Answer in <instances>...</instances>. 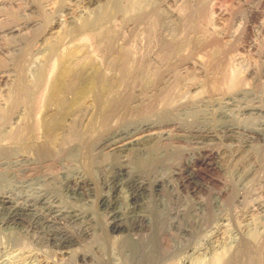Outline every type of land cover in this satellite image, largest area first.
<instances>
[{
  "label": "rangeland",
  "instance_id": "374dc122",
  "mask_svg": "<svg viewBox=\"0 0 264 264\" xmlns=\"http://www.w3.org/2000/svg\"><path fill=\"white\" fill-rule=\"evenodd\" d=\"M118 1L121 8L109 10L90 38L71 28L94 22L100 2L0 0V30L19 26L0 35V175L9 178L12 198L30 207L0 205V263L131 264L124 240L143 237L153 264H211L231 251L240 263L264 264V141L251 134L264 122V0ZM78 46L91 51L93 71L59 78L62 58ZM126 48L134 73L105 89L101 74L117 75L111 63ZM109 90L124 94L125 106L104 119ZM142 123L159 137L121 151L99 146L138 137ZM203 125L213 137L198 133ZM75 144L74 157L60 155ZM156 144L173 152L156 169L139 168L134 159ZM213 151L224 155L219 165L214 158V166L192 165ZM250 151L259 161L245 180L238 167ZM122 161L130 175L117 169ZM158 177L161 190L152 185ZM81 179L85 186L74 190ZM114 213L124 230L108 228ZM79 253L94 259L72 261Z\"/></svg>",
  "mask_w": 264,
  "mask_h": 264
},
{
  "label": "bare ground",
  "instance_id": "6f19581e",
  "mask_svg": "<svg viewBox=\"0 0 264 264\" xmlns=\"http://www.w3.org/2000/svg\"><path fill=\"white\" fill-rule=\"evenodd\" d=\"M86 1V0H85ZM88 1V3H90V4H93V3H101L102 4V8L99 10V12H98V14H97V16L95 17V20H94V22H92V23H90L89 22V24L88 23H86L85 22V24H81V25H74V26H72V30H71V32H73V34L74 33H81V34H83L84 36H87V37H90V38H94L95 37V33H94V31L95 30H97V29H99V28H101V25H104V24H102V22L105 20V18L107 17V14L109 13L110 14V12H109V10L111 11H117V10H119L120 8H121V3L118 1V0H87ZM70 2V1H69ZM77 3H78V1H77ZM87 3V2H86ZM124 3V2H123ZM95 5V4H94ZM77 8V7H76ZM66 11H67V16H68V18L70 19V21H72L73 20V18H74V9H72V7L71 6H67L66 7ZM84 11V10H83ZM82 13V12H81ZM249 14H253L254 13V10H250L249 12H248ZM229 15V14H228ZM107 19V18H106ZM8 20V19H7ZM19 20V19H18ZM31 20V19H30ZM25 21V20H24ZM27 21V20H26ZM56 21V20H55ZM238 21V20H237ZM30 22V21H29ZM9 23V22H8ZM11 23V22H10ZM28 23V22H27ZM35 23V22H34ZM70 23V22H69ZM17 24V23H16ZM71 24V23H70ZM20 25V24H19ZM5 28H2L3 30H0V35H1V33L3 32H5V33H7V34H13V33H17L18 32V30H19V26L17 27L15 24L14 25H7V26H4ZM59 28V27H58ZM52 29V28H51ZM50 29V30H51ZM21 30V29H20ZM22 32V31H21ZM20 32V33H21ZM49 32V31H48ZM51 32V31H50ZM150 33V32H149ZM82 35V36H83ZM15 36V35H14ZM151 36H153V35H151ZM146 37V36H145ZM21 38V37H20ZM14 39V38H13ZM22 39V38H21ZM25 39V38H24ZM44 39V38H43ZM148 39V38H147ZM149 40V39H148ZM153 40V39H152ZM63 41V40H62ZM225 41V40H224ZM75 45V44H74ZM23 46V45H22ZM65 46V45H64ZM89 46V45H88ZM18 49V48H17ZM39 49V48H38ZM111 49V48H110ZM172 49V48H171ZM86 50H87V48H86ZM144 50V49H143ZM27 51V50H26ZM36 52V51H35ZM40 52V51H39ZM88 52H90V54H91V51H89L88 50ZM88 52H86L85 51V49H84V51H83V48H81V47H75V48H73V49H71V50H69L68 52H67V55H65L64 57L65 58H62L63 59V64H62V69H61V73H59L60 74V76H59V78H63V80L65 79V78H69V76H72L74 73H77V72H79V71H81L82 69H86V70H88L89 68L88 67H91L92 68V71H93V67H92V65L95 67V65L93 64L94 62H92V60L93 59H90V54L88 53ZM111 53H112V51H111ZM114 54V53H113ZM144 54V53H143ZM137 55V54H136ZM134 56H132V52L128 49V48H126V49H124L123 51H121V53L119 54V56L115 59V60H113V62L111 63V65H113L114 64V66H115V68H116V71H117V75L115 76V77H107V76H104L103 74H101L102 76L101 77H103L102 78V82H99L105 89L106 88H112V89H114V86L116 85V83L121 79V78H123V77H128L129 75H132L134 72L131 70V64H132V62H131V60L133 59L134 60ZM27 59V58H26ZM141 60V59H140ZM61 62V63H62ZM135 64L136 65H138L139 64V59H136L135 61ZM65 64V65H64ZM25 65V64H24ZM146 65V64H145ZM88 69H87V68ZM136 68H137V66H135ZM49 68V67H48ZM98 68V67H97ZM264 68V67H263ZM132 69H134L133 68V66H132ZM91 70V69H90ZM99 70L101 71V69L99 68ZM89 71V70H88ZM99 71V72H100ZM94 72H95V70H94ZM93 72V73H94ZM98 72V73H99ZM92 72H90V74H91ZM238 73V72H237ZM48 74V73H47ZM46 74V75H47ZM80 74V73H79ZM85 74V73H84ZM87 74V73H86ZM232 74V73H231ZM83 75V74H82ZM96 75H98V74H96ZM223 75V74H222ZM42 76V75H41ZM58 76V75H57ZM56 76V77H57ZM75 76H77V74H75ZM81 76V75H80ZM93 76V75H92ZM94 76H95V74H94ZM100 76V75H99ZM98 76V77H99ZM232 76H234V75H232ZM231 76V77H232ZM44 77H46V76H44ZM79 77V76H78ZM231 77H229V79L231 78ZM235 77V76H234ZM238 77V76H237ZM95 79H97L96 77H94ZM100 78V77H99ZM132 78V77H131ZM72 79V78H71ZM77 79V78H76ZM130 79V78H129ZM15 80V79H14ZM22 80V79H21ZM62 80V79H61ZM59 81V82H63V80L62 81ZM68 80V79H67ZM128 80V79H127ZM235 80H236V78H235ZM234 80V78L232 79H230L228 82H229V84H230V86H232V88H233V86H234V84L236 83H238V82H236ZM69 81V80H68ZM101 81V80H100ZM226 81H227V79H226ZM225 81V82H226ZM19 82V81H18ZM45 82V81H44ZM92 82V81H91ZM96 82V81H95ZM121 82V81H120ZM54 83H56V82H54ZM93 83V82H92ZM97 83V82H96ZM59 84V83H58ZM61 84V83H60ZM66 84V83H65ZM35 85V84H34ZM37 86V85H36ZM65 86V85H64ZM69 86V85H68ZM73 86V85H72ZM96 86V85H95ZM28 87V86H27ZM56 87H57V84H56ZM56 87H54V90H57V89H55ZM60 87V86H59ZM62 87V86H61ZM103 87H102V89H103ZM227 87V86H226ZM234 87H236V86H234ZM13 88V87H12ZM26 87H24V89H25ZM66 88V87H65ZM74 88V87H73ZM231 88V89H232ZM44 89V88H43ZM19 90V89H18ZM26 90V89H25ZM53 90V92H55ZM61 89H59V92H61L60 91ZM99 90V89H98ZM108 90V89H107ZM21 91V90H20ZM28 91V90H27ZM31 91V90H30ZM33 91V90H32ZM113 90H111V92H110V90H109V92H110V94H112L111 96H109L110 97V99L109 100H107L106 102H107V104L105 105V110H104V119L106 118V117H108L109 116V118H110V116L114 113V112H116V111H118V109H119V107H121L122 105H124L125 106V104H124V94L122 95L121 93L119 94V93H113L112 92ZM230 91V90H229ZM24 92H26V91H24ZM24 92H21V93H24ZM40 92V90L37 92L36 91V93H39ZM58 92V91H57ZM59 92H58V94H59ZM98 92V91H97ZM27 93H29V91L27 92ZM31 93V92H30ZM34 93V92H33ZM32 93V94H33ZM56 93V92H55ZM67 93V92H66ZM103 93H104V91H103ZM102 93V94H103ZM41 94V93H40ZM97 94V93H96ZM22 95V94H21ZM30 95V94H29ZM28 94H25V96H26V98H27V96H29ZM39 95V94H38ZM53 95H54V93H53ZM99 95V94H98ZM97 95V96H98ZM109 95V94H108ZM9 96V95H8ZM7 96V97H8ZM23 96V95H22ZM34 96V95H33ZM126 96V95H125ZM30 97H31V95H30ZM55 97V96H54ZM57 97V96H56ZM55 97V98H56ZM102 97H103V95H102ZM53 98V97H52ZM12 99V98H11ZM32 99H34V98H31V100ZM39 99V98H38ZM50 100V99H49ZM57 100V99H56ZM8 101V100H7ZM11 101V100H10ZM30 101V100H29ZM13 102H14V100H13ZM40 102V101H39ZM102 102V101H101ZM4 104H6V102L4 103ZM12 104V103H11ZM19 104V103H18ZM54 105V104H53ZM103 105V104H102ZM101 106V105H100ZM23 107V106H22ZM104 107V106H103ZM3 108V107H2ZM123 109V108H122ZM0 110H1V108H0ZM254 110H257L258 112L259 111H261V109H258V108H254ZM2 111V110H1ZM1 111H0V114L2 115H4L5 116V113H1ZM34 111V110H33ZM256 111V112H257ZM101 113V112H100ZM118 113V112H117ZM12 115V114H11ZM15 115H16V113H15ZM66 116V115H65ZM114 116V115H113ZM168 116V115H167ZM8 117V116H7ZM18 117V116H17ZM99 117V116H98ZM173 117V116H172ZM222 118H225V116L223 117V116H221ZM4 117H2L1 119H3ZM14 118V117H13ZM109 118H107V119H109ZM221 118V119H222ZM5 119V118H4ZM6 119H8V118H6ZM5 119V120H6ZM97 119V118H96ZM102 119V118H101ZM172 119V118H171ZM176 119V118H175ZM201 119L202 120H204V117H201ZM9 121V120H8ZM103 121V120H102ZM178 121V120H177ZM1 122V121H0ZM5 122V121H4ZM142 122V121H141ZM2 123H3V120H2ZM8 123V122H7ZM162 123V122H161ZM204 123L206 124V122L204 121ZM0 125H2V124H0ZM24 125V124H23ZM152 125V124H151ZM151 125H149V123H145V124H143L142 123V125L141 126H139V132L140 133H145V134H140L139 132V136L138 137H136L135 136V138H133L132 139V137H131V139H130V141H124V142H122L123 140H120L119 139V144L118 143H115V142H112V143H109L108 142V140L107 139H104V138H102V139H104L103 141H100V143H98L99 144V146H100V144H107L106 146H111L112 147V145L113 146H115L117 149H119L120 151L121 150H125V149H127L129 146H132V145H134V144H137L138 142H141L142 140H145L146 138H157V137H159V133L157 134V133H154V132H152V126ZM226 126V125H225ZM232 126V124L230 125V127ZM235 127H236V124L234 125ZM233 126V127H234ZM91 127V126H90ZM260 129H255V130H251V134L253 133L254 135H256V136H258L261 140H263L264 141V122L262 123L261 122V124H260ZM1 128H3L2 126H0V130H1ZM200 128V127H199ZM237 128V127H236ZM26 129V128H25ZM28 129V128H27ZM169 129V128H168ZM234 129V128H233ZM14 130V129H13ZM90 130V129H89ZM198 130V129H197ZM11 131V130H10ZM15 131V130H14ZM13 131V132H14ZM215 131V130H214ZM214 131H212V128H208V125H207V127L205 126V125H203L202 127H201V129L198 131V133L199 134H202L203 135V137H205V138H207V137H213L214 135H213V132ZM223 131V130H222ZM90 132V131H89ZM105 132V131H104ZM137 133V134H138ZM164 133V132H163ZM4 134V133H3ZM33 134V133H32ZM31 134V135H32ZM38 134V133H37ZM87 134V133H86ZM121 135V134H120ZM11 136V135H10ZM9 136V138H12V137H10ZM12 136H15V135H12ZM124 136V135H123ZM164 136V135H163ZM18 137V136H17ZM21 137H22V135H21ZM20 137V138H21ZM88 137V136H87ZM91 137V136H90ZM95 137V136H94ZM121 137V136H120ZM125 137V136H124ZM123 137V138H124ZM134 137V136H133ZM196 137H198V136H196ZM8 138V139H9ZM47 138V137H46ZM127 138V137H126ZM145 138V139H144ZM5 139V138H4ZM7 139V138H6ZM101 139V138H100ZM99 139V140H100ZM122 139V138H121ZM209 139V138H208ZM11 140V139H10ZM93 140V139H92ZM8 141V140H7ZM15 142H16V140H15ZM91 142V141H90ZM7 143V142H6ZM23 143V142H22ZM97 143V142H96ZM69 144H70V142H69ZM109 144V145H108ZM117 144V145H116ZM139 144V143H138ZM141 144V143H140ZM29 145V144H28ZM78 145V144H77ZM77 145L75 144V146H73V147H71V148H68L66 151H65V149H63V153H60V152H57V153H60V155H62V157L63 158H72V157H74L75 156V154H76V152L78 151V147H77ZM80 145V144H79ZM95 145V144H94ZM142 145V144H141ZM5 146V145H4ZM84 146V145H83ZM105 146V147H106ZM46 147V146H45ZM3 148V147H2ZM146 148V147H145ZM149 148V147H148ZM164 147H162V149H159L158 147H157V144H156V146H152L151 148H150V150H148V151H145V150H142V152H140V154H139V156L138 157H136L134 160L135 161H137V164L139 165V168H141V169H147V170H152V169H156V164L158 163V162H161L162 161V159L163 158H166V157H169L170 156V154L173 152V150L172 149H166V148H164ZM109 149V148H108ZM112 149V148H111ZM116 149V150H117ZM129 149V148H128ZM147 149V148H146ZM4 151V150H3ZM2 150L0 151V155L1 154H3L4 152H3ZM45 148L44 147H41L40 149H39V151L38 152H40V153H45ZM51 151V150H50ZM61 151V150H60ZM118 151V150H117ZM30 152V151H29ZM49 151L47 150V153H48ZM122 152H124V151H122ZM46 153V154H47ZM248 153H250L251 154V151L250 152H248ZM247 153V154H248ZM252 153H254V154H251V155H249V157L247 156V159L246 160H244L243 162L244 163H242V164H240V166L237 168L236 167V169H238V171H240V174L241 173H243L244 175H243V177H244V179L245 180H249V179H251V178H253L254 177V174H255V167L254 166H256V165H258L257 163H258V161H259V155L258 154H255V152H252ZM39 154V153H38ZM51 154V153H50ZM49 154V155H50ZM58 156H59V154H57ZM169 155V156H168ZM41 156V155H40ZM43 156V155H42ZM57 156V157H58ZM224 155H222L220 152H218V151H213V152H211V153H207V155L205 156H203V157H194L193 159H192V161H191V163H192V165L193 166H197V167H204V166H214V164L213 163H210V162H208V161H210L209 159L210 158H214V160H215V164L216 165H219L220 164V160H221V158L223 157ZM52 157V156H51ZM62 157H60L59 156V158H62ZM79 157V156H78ZM32 158V157H31ZM53 158V157H52ZM224 158V157H223ZM213 160V161H214ZM117 161V160H116ZM2 163V162H1ZM125 163H128V162H125ZM227 163H229V162H227ZM128 165V164H127ZM127 165H125L124 163H123V161H122V163L120 162L119 164H118V166H117V169L119 170V171H124L126 174H128V175H130L131 174V171L129 172V170L128 169H130V168H128L127 169ZM129 167V166H128ZM118 171V172H119ZM114 173V172H113ZM4 175V174H3ZM5 176V175H4ZM4 176H2V175H0V205L2 206V207H6V208H11V209H14L15 211H17V210H30L29 208V204L28 203H26V204H28V205H23V206H20L18 203H17V199L16 200H14V198H12V196L11 195H14V197H15V194H14V192L13 191H15L13 188H11L10 186H6L5 184L8 182V179L9 178H7L6 179V177H4ZM44 177V176H43ZM14 177H12V179H13ZM159 178V177H158ZM15 179V178H14ZM22 181V180H21ZM8 183H10V182H8ZM85 184H86V182L85 181H82V179H81V181H79V183H75V188H74V190H81L84 186H85ZM144 184L145 183H142V182H139V184H138V188H139V190H143L144 189ZM152 185H153V187H156V189L157 190H161V189H163V186H164V183H163V180L162 179H155L154 181H153V183H152ZM47 189V188H46ZM71 189V188H70ZM50 191V190H49ZM40 193H41V191H40ZM16 195H18V193H16ZM39 195V194H38ZM41 195H44V194H41ZM27 196V195H26ZM40 196V195H39ZM38 196V197H39ZM45 196V195H44ZM44 196H42L41 198H43ZM18 197V196H17ZM25 197V196H24ZM30 198V197H29ZM36 198V197H35ZM49 198V197H48ZM22 199H23V197H22ZM25 200H26V197L24 198ZM45 200H46V198H45ZM49 201V200H48ZM34 202H36V203H41V206H43L42 204H46L45 203V201H43L42 199L40 200V199H38V201L35 199V201ZM51 203V202H50ZM59 203V202H58ZM33 204V203H32ZM110 204H111V201H110V199H109V197H104V198H102V205H104L105 207H108V206H110ZM48 206V205H47ZM33 207H34V205H33ZM46 207V206H45ZM51 207V206H50ZM49 210V209H48ZM51 210H53V209H51ZM26 212V211H25ZM65 214V213H64ZM63 215V214H62ZM163 215V214H162ZM160 216V215H159ZM118 216L116 215V213H114L112 216H111V221L109 222V224H108V228L110 229V230H115V229H120V230H124V227H122V221H120V220H118V218H117ZM159 218V217H158ZM201 218V217H200ZM210 219V218H209ZM158 221V220H157ZM166 221V220H165ZM160 222V221H159ZM155 223V222H154ZM153 223V224H154ZM155 225H157V222H156V224ZM203 226V225H202ZM152 227H153V225H152ZM158 228V227H157ZM162 229V228H161ZM190 229V228H189ZM202 229V228H201ZM153 230H154V228H153ZM227 231V230H226ZM5 233V232H4ZM153 235V234H152ZM130 237V236H129ZM145 237V236H144ZM149 239V238H148ZM64 241H68V240H64ZM151 242V241H150ZM149 242L146 240V239H144L143 237L142 238H139V239H126V240H124V248H127V249H129L130 250V252H131V264H153L154 263V254L152 253L153 251H152V249H151V247H150V245L148 244ZM247 243V242H246ZM66 244V243H65ZM250 246V245H249ZM255 249V248H254ZM20 250V249H19ZM154 252H155V250H154ZM166 252V251H165ZM232 252V251H231ZM228 253V257H225L224 255V257L223 258H220V257H216L215 259H214V261H213V263H211V264H243V262L244 261H242L241 263L238 261V259H237V257H238V255H237V253L235 252V253ZM248 252H250V251H248ZM70 253V252H69ZM66 254H68V253H66ZM231 254V255H230ZM74 255V254H73ZM221 255V254H220ZM237 255V256H236ZM70 257V256H69ZM69 257H66V258H69ZM95 257V256H94ZM130 257V256H129ZM176 257V256H175ZM243 257V256H242ZM65 258V259H66ZM156 258V257H155ZM170 258V257H169ZM94 259V258H93ZM92 259V257H90L88 254H85V253H79V254H75V256L72 258V261H82V262H85V261H92L93 260ZM245 259V258H244ZM69 260V259H68ZM241 260H242V258H241ZM3 261V260H2ZM60 261V260H59ZM70 261H71V259H70ZM101 261V260H100ZM10 262H12V261H10ZM61 262V261H60ZM66 262H67V260H66ZM69 262V261H68ZM7 262H5L4 264H6ZM75 263V262H74ZM74 263H71V264H74ZM94 263V262H93ZM0 264H3V262L2 263H0ZM8 264V263H7ZM19 264V263H18ZM68 264V263H67ZM96 264H98V263H96ZM250 264V263H249Z\"/></svg>",
  "mask_w": 264,
  "mask_h": 264
}]
</instances>
